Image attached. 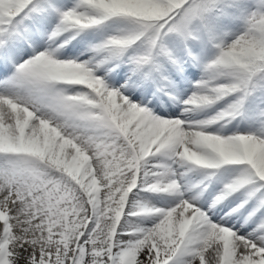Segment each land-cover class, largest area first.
<instances>
[{
	"label": "snow or ice",
	"instance_id": "1",
	"mask_svg": "<svg viewBox=\"0 0 264 264\" xmlns=\"http://www.w3.org/2000/svg\"><path fill=\"white\" fill-rule=\"evenodd\" d=\"M0 264H264V0H0Z\"/></svg>",
	"mask_w": 264,
	"mask_h": 264
}]
</instances>
